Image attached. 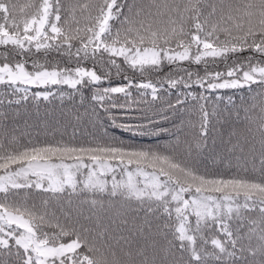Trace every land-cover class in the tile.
Here are the masks:
<instances>
[{"label": "snow or ice", "instance_id": "obj_1", "mask_svg": "<svg viewBox=\"0 0 264 264\" xmlns=\"http://www.w3.org/2000/svg\"><path fill=\"white\" fill-rule=\"evenodd\" d=\"M0 264H264V0H0Z\"/></svg>", "mask_w": 264, "mask_h": 264}]
</instances>
